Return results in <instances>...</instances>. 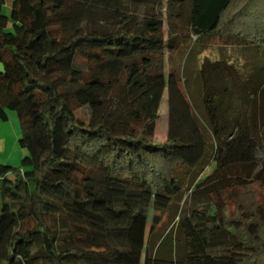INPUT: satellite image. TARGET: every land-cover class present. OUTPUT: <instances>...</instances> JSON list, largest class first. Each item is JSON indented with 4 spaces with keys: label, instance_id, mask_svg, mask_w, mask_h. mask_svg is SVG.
Wrapping results in <instances>:
<instances>
[{
    "label": "trees",
    "instance_id": "obj_1",
    "mask_svg": "<svg viewBox=\"0 0 264 264\" xmlns=\"http://www.w3.org/2000/svg\"><path fill=\"white\" fill-rule=\"evenodd\" d=\"M5 3L0 120L26 153L0 163V264H264V207L219 199L264 184V0Z\"/></svg>",
    "mask_w": 264,
    "mask_h": 264
},
{
    "label": "rangeland",
    "instance_id": "obj_2",
    "mask_svg": "<svg viewBox=\"0 0 264 264\" xmlns=\"http://www.w3.org/2000/svg\"><path fill=\"white\" fill-rule=\"evenodd\" d=\"M246 0H239V4L233 11L238 9L245 3ZM11 0H6L4 12L9 13V6ZM181 20L177 24V28L174 30L176 33H180L184 38L189 34L186 23ZM167 24V23H166ZM168 26V25H167ZM6 31L13 32L11 22L6 25ZM164 34H168L169 28L166 26L163 28ZM169 67L177 68L183 63V51L182 53H171L166 58ZM185 65V64H184ZM1 69V66H0ZM156 124L153 140L163 141L165 139V132L167 127V113H166V98L164 96L160 107V117ZM21 136L20 124L17 119L16 113L13 111H7V119L5 121L0 120V163L4 166L13 168H19L22 158L25 156V150L22 149L18 140ZM213 165L209 167L211 169ZM13 173H10L8 177H12ZM220 198L224 205L225 215L230 219H241L242 215H245L242 203L250 205L251 208H263L264 207V184H249L244 188H238L233 190H226L220 193ZM215 199V197H214ZM176 219L169 217V228ZM164 223H168L165 221ZM167 226V225H166ZM167 226V227H168ZM207 245L211 249L220 250V255H227L225 251L234 249L239 251V247L236 246L234 239L223 231L213 232L209 235ZM228 247V249H227ZM226 257H219L218 261L224 263Z\"/></svg>",
    "mask_w": 264,
    "mask_h": 264
}]
</instances>
